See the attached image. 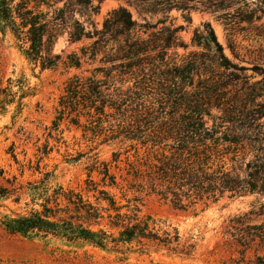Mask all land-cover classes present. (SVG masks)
<instances>
[{
    "label": "trees",
    "instance_id": "1",
    "mask_svg": "<svg viewBox=\"0 0 264 264\" xmlns=\"http://www.w3.org/2000/svg\"><path fill=\"white\" fill-rule=\"evenodd\" d=\"M150 1L156 3L152 10L157 5L168 12L186 10L192 0ZM87 11L96 12L91 0H0V34L10 35L22 55L42 69L60 63L52 45L63 33L69 43L93 39L79 55L67 56L68 67L78 69L82 61L95 62L103 54L88 77L73 76L65 83L55 108L54 130L68 119L91 142L98 138L128 142L134 155L132 161L126 159L121 181L130 178L175 209L264 195V123L259 122L264 115L244 114L246 106L264 108L255 105L264 98V68L230 62L210 29L208 54H189L176 65L167 54L182 47L180 28L164 27L143 37L152 27L138 25L126 9L118 8L99 31L85 32L74 13ZM255 76L261 79L251 82ZM30 90L24 79H8L5 87L0 79L1 103L16 104L19 113ZM212 110L222 115H210ZM10 149L18 164L13 146ZM50 153L47 145L37 147V166L28 167L31 176L41 177L24 183L13 177L6 180L8 187H0L1 198H12L17 205L23 202L27 209L2 217L0 224L7 233L26 240L82 243L122 258L135 247L141 253L148 246L187 256L194 253L196 244H181L178 229L167 220L141 215L136 198L126 205L115 200L105 187H122L110 174L109 164L98 171L101 182L88 175L84 187L52 185L55 170L40 167ZM112 162L121 171L117 157ZM20 170L22 177L23 166ZM225 234L233 239L239 256L228 264H243L255 243L264 249V225L244 226L242 217H234Z\"/></svg>",
    "mask_w": 264,
    "mask_h": 264
},
{
    "label": "rangeland",
    "instance_id": "2",
    "mask_svg": "<svg viewBox=\"0 0 264 264\" xmlns=\"http://www.w3.org/2000/svg\"><path fill=\"white\" fill-rule=\"evenodd\" d=\"M153 4L156 3L150 0H91L96 12H75L74 19L84 27L85 32L99 31L110 12L124 8L138 25L152 27L143 37L164 27L180 28L177 36L182 47L177 46L167 54L170 62L176 65L189 54H208L205 43L210 29L230 62L244 67L256 65L264 68V0H192L187 2L186 10L174 8L168 12H163L162 6L157 5L152 10ZM92 42L93 39L83 38L69 43L66 33L58 35L52 52L60 55L61 61L53 69H42L22 55L10 35L0 34V79L3 87L7 86L8 79H24L31 89L30 95L22 100L20 113L16 104L6 105L0 99V187H8L6 180L11 181L13 177H16L17 183L41 177L31 176L28 167L37 166L39 157L36 156V149L45 145L51 153L40 162V167L46 166V171L55 170V176L50 181L52 185L84 187L88 175L95 182H101L102 175L98 171L103 169L102 164H109L110 174L122 187H105L115 200L126 205L136 198L141 215L167 220L178 229L181 244L195 243V251L187 256L148 246L139 253L135 247L123 259L108 251L62 239L26 240L7 233L0 224V264H228L231 258L238 259L233 239L225 234L229 220L240 216L244 226L264 225V195L224 198L205 208L198 205L195 209H175L130 178L121 181L120 176H125V161H132L134 155L128 142L121 139L103 142L101 138L91 142L89 135L85 137L82 129L70 124L68 119L59 123L57 131L54 130L55 108L65 83L73 76L88 77L98 67L103 54L100 53L95 62L82 61L78 69L68 67L66 58L72 53L79 55V50ZM110 47L111 44L106 46V52ZM251 74V71L247 72V75ZM260 79V76H255L251 82ZM257 104L263 105L264 98L257 100ZM256 111L264 115V108L260 109L258 105L246 106L244 114L257 115ZM210 115L222 114L212 110ZM259 122L264 123V117ZM12 146L18 164L11 157ZM115 157L121 171L115 169L112 162ZM20 166L24 168L22 177ZM26 210L23 202L17 205L12 198L0 197V221L5 215L25 213ZM261 260L264 261V249L255 243L251 245L243 264H259Z\"/></svg>",
    "mask_w": 264,
    "mask_h": 264
}]
</instances>
